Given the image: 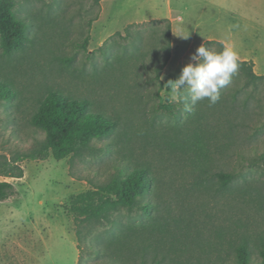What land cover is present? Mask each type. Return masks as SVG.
<instances>
[{"label":"rangeland","instance_id":"374dc122","mask_svg":"<svg viewBox=\"0 0 264 264\" xmlns=\"http://www.w3.org/2000/svg\"><path fill=\"white\" fill-rule=\"evenodd\" d=\"M17 1L33 21L37 44L9 59L0 51V79L12 81L17 91L13 101L0 100V169L24 170L22 178L0 175L17 190L0 201V264H140L144 258L176 264L207 254L218 262L219 254L233 257L245 239L257 250L264 242V88L260 135L230 142L226 124L210 117L209 125L219 127L208 173L198 167L206 154L197 139L174 128L172 118L158 116L156 100L143 90L142 99L134 87V72L109 68L106 57L123 53L133 38L128 31L142 32L151 51L154 31L164 22L151 24L168 20L172 47L161 73L163 101H177L169 85L207 40L233 47L238 59L252 61L264 75V0ZM52 89L89 98L94 109L120 117L123 128L76 156L22 160L45 139L29 118L36 100ZM139 164L155 178L151 218L141 208L98 220L70 212L75 196L108 183L119 168ZM219 170L234 174L224 192L213 182Z\"/></svg>","mask_w":264,"mask_h":264},{"label":"trees","instance_id":"16d2710c","mask_svg":"<svg viewBox=\"0 0 264 264\" xmlns=\"http://www.w3.org/2000/svg\"><path fill=\"white\" fill-rule=\"evenodd\" d=\"M17 0H0V51L7 59L18 54H27L36 46L33 33V21L29 22L18 9ZM164 22L162 28L157 24ZM155 41L152 50H147L142 32L128 34L133 36L130 43L124 46L121 55L108 54L106 62L109 68L125 72H134V87L140 89V97L145 100L146 93L151 99L154 111L158 116L164 114L173 119V127L181 133L191 134L197 139L196 145L206 154L204 161H200L199 169L209 173L207 166L208 153L212 150L218 134V127L209 125L213 116L221 126L226 124L225 138L241 141L251 136L261 134L259 116L262 111V93L264 75L254 71V63L238 59V70L231 76L230 82L220 89V99L210 105L207 98L191 105L187 89H182L177 101H163L161 97V73L171 57V23L168 20L153 22ZM138 36V38H137ZM88 39L80 46L86 48ZM204 45L221 50L222 41L207 40ZM108 53V52H107ZM117 65V66H115ZM123 70V71H124ZM146 93H144L143 91ZM17 91L12 81L0 79V100L13 101ZM204 106L211 109V114L204 110ZM214 119V120H215ZM29 122L45 134V139L21 159L46 160L53 156L57 160L69 156H76L89 149L95 140H103L116 135L123 126L120 117L108 115L93 108V101L89 98H77L52 89L40 96L35 103ZM123 128V127H122ZM250 129L253 131L251 132ZM226 149V146H222ZM242 146L237 147L236 153L241 154ZM20 159V160H21ZM206 166V167H205ZM0 175L10 178H22L24 170L20 165L0 169ZM234 174L219 170L213 173L216 190L224 192L229 188ZM155 188V178L151 168L147 165L123 166L119 168L108 183L99 185L95 190H89L75 196L69 208L74 215L84 216L83 219H108L112 211L123 208L133 210L141 208L147 217H152L155 204L148 198ZM17 190L10 181L0 180V201H5L16 195ZM148 200L145 202V200ZM257 251L255 260L254 254ZM233 257L230 253L219 254L218 262L212 261L207 254L195 260L175 261L176 264H264V242L258 249L253 248L249 240L245 239L234 247ZM230 259V261H229ZM229 261V262H228ZM140 264H167L163 259L148 263L142 259Z\"/></svg>","mask_w":264,"mask_h":264},{"label":"clouds","instance_id":"9594fccd","mask_svg":"<svg viewBox=\"0 0 264 264\" xmlns=\"http://www.w3.org/2000/svg\"><path fill=\"white\" fill-rule=\"evenodd\" d=\"M191 60L169 85L172 99L178 100L180 91L187 89L191 105L205 98L210 105L216 104L220 99V89L230 82L231 76L238 70L236 51L229 45L217 50L201 44L192 54Z\"/></svg>","mask_w":264,"mask_h":264}]
</instances>
